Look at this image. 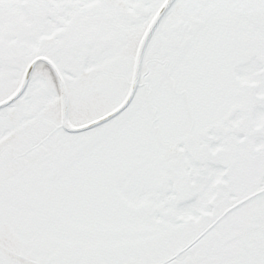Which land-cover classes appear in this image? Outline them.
I'll return each instance as SVG.
<instances>
[{"label": "snow or ice", "instance_id": "1", "mask_svg": "<svg viewBox=\"0 0 264 264\" xmlns=\"http://www.w3.org/2000/svg\"><path fill=\"white\" fill-rule=\"evenodd\" d=\"M0 264H264V0H0Z\"/></svg>", "mask_w": 264, "mask_h": 264}]
</instances>
